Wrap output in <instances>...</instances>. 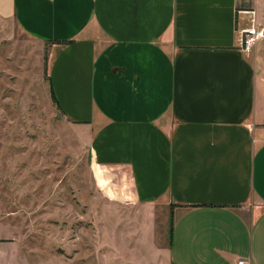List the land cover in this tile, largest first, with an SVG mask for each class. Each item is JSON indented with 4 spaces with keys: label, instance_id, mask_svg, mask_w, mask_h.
Segmentation results:
<instances>
[{
    "label": "crops",
    "instance_id": "0c3cea01",
    "mask_svg": "<svg viewBox=\"0 0 264 264\" xmlns=\"http://www.w3.org/2000/svg\"><path fill=\"white\" fill-rule=\"evenodd\" d=\"M260 0H0L50 45L63 115L102 178L172 216L170 264H264V44L241 31ZM0 239V264H22Z\"/></svg>",
    "mask_w": 264,
    "mask_h": 264
},
{
    "label": "rangeland",
    "instance_id": "374dc122",
    "mask_svg": "<svg viewBox=\"0 0 264 264\" xmlns=\"http://www.w3.org/2000/svg\"><path fill=\"white\" fill-rule=\"evenodd\" d=\"M259 13L264 26V0ZM49 51L0 17V239L22 264H170V212L98 173L54 98Z\"/></svg>",
    "mask_w": 264,
    "mask_h": 264
},
{
    "label": "built area",
    "instance_id": "2783aa9c",
    "mask_svg": "<svg viewBox=\"0 0 264 264\" xmlns=\"http://www.w3.org/2000/svg\"><path fill=\"white\" fill-rule=\"evenodd\" d=\"M250 25L241 31L240 47L245 53H250L258 43L264 40V26L254 14L250 18ZM238 264H251L249 261L240 260Z\"/></svg>",
    "mask_w": 264,
    "mask_h": 264
},
{
    "label": "trees",
    "instance_id": "16d2710c",
    "mask_svg": "<svg viewBox=\"0 0 264 264\" xmlns=\"http://www.w3.org/2000/svg\"><path fill=\"white\" fill-rule=\"evenodd\" d=\"M52 93H53V92H52ZM172 222H173V219H172V216L170 215V222H169V223H170V227H169V230H170V231H169V241L171 240Z\"/></svg>",
    "mask_w": 264,
    "mask_h": 264
}]
</instances>
